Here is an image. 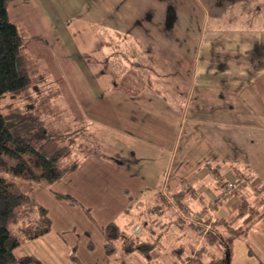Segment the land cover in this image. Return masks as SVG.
Instances as JSON below:
<instances>
[{
	"label": "rangeland",
	"instance_id": "obj_1",
	"mask_svg": "<svg viewBox=\"0 0 264 264\" xmlns=\"http://www.w3.org/2000/svg\"><path fill=\"white\" fill-rule=\"evenodd\" d=\"M108 2L109 0H62L51 9V6H46L41 0H31L30 5L26 6V13L38 23L35 26L38 32L30 28L25 43L26 50L41 61V66L50 74L52 84L61 92L63 100L60 104L65 111L60 124L71 126L73 123H81L92 134L89 138L92 144H88L87 149L79 147L73 149V157L77 160L78 167L54 184H48L44 180L32 182L14 176L6 169L15 162L3 156L0 158V176L13 180L14 190L27 194L31 199L30 204L17 209L18 215L15 218L6 222L11 237L20 242L14 254L18 257L31 256L37 261L35 264H162L153 256L152 248L155 241L147 237L151 235L148 234V228L153 234L151 235L153 239L160 236L156 242L166 250L179 247L184 253H189L187 248L191 247L189 242L194 231L184 228L188 221H192L191 218H185L187 222L183 226L184 220L179 219L180 215L174 209L172 201L170 205L165 199L167 193L165 189L169 187V183L185 182L190 173L186 168L189 155L183 152L187 123L184 125L181 140L182 163L175 161L173 168L166 170L163 178L158 175L156 183L148 184L147 180L141 178V167L151 165L152 159L141 161L136 168L134 162L129 161L117 165L113 160L115 145H112V142L115 138L110 137V131L114 128H111L106 114L97 113L96 119L94 110L91 111L92 106L96 104H92V83L100 82L103 77H100L96 63L103 55L106 59L112 57L111 52L108 53V50L105 52L102 42V37L108 33L107 28L129 30L131 26L125 21L126 17L129 22L142 20L144 24L142 27L132 26L137 32H141L146 23L145 34L153 35L159 32L162 36L165 35L164 37L175 39L172 42L178 43L181 49L191 48L194 44L193 41L188 44V40H191L189 36H196L198 39L202 34L207 37L212 32H237L245 29L264 32V21L256 24L255 28L253 26L256 19L264 20V0ZM58 4L61 8L57 7ZM110 5L113 8L109 9ZM114 11L116 14H111ZM144 13L150 15L147 22ZM216 20H219V23L215 25ZM19 21L29 22L26 16L24 20ZM112 50L114 51V48ZM102 69L107 72L104 75L108 76V80L112 78L115 80V75L110 73L108 65H103ZM107 79L105 81H108ZM103 89L105 92L108 91ZM77 92L84 94L85 102L91 100L89 109L84 110L82 104L77 101L75 95ZM71 94L75 96L76 104L65 99ZM18 101L17 99L16 102ZM97 102L101 106L107 100L101 99ZM79 114L81 118L77 119L76 116ZM251 127L238 130L240 134H245L244 142L238 144V147L232 146L224 150L225 161L222 162L225 164L230 161L250 162L254 165L260 163L264 174V128ZM248 134L253 137L247 136ZM124 140L127 138H123ZM251 141H254V146L249 144ZM235 147L239 152L234 149ZM222 175L223 170L215 180V184L220 187L226 185ZM205 179L207 187L212 188L214 183L212 181L210 186L212 180L210 176ZM255 187L256 185L248 186L244 190ZM62 195H67L71 199ZM199 202L200 200L196 199L191 205L197 207L200 205ZM157 206L159 210H156ZM40 209L46 211L50 220V231L36 239L26 240L23 238L21 228L33 224L39 216ZM179 221H183L182 229L174 224L175 222L177 225ZM110 222L119 227L124 238L148 242L149 254L145 255L135 250L130 260L124 256L126 250L129 251L128 246L122 248L119 241L115 243L113 253L106 252L101 229ZM135 225L140 226L141 230L138 234H131L130 231ZM164 226L167 228L164 229ZM252 228L246 237L239 235L232 255L240 249L243 250V244L253 240L251 236H263L264 221H258ZM224 235L225 233L219 234L220 246ZM252 247L256 249L257 254L264 255V243L259 248L254 245ZM222 254L224 255V251ZM149 255L151 257L148 259ZM260 262L264 264V261Z\"/></svg>",
	"mask_w": 264,
	"mask_h": 264
},
{
	"label": "crops",
	"instance_id": "obj_2",
	"mask_svg": "<svg viewBox=\"0 0 264 264\" xmlns=\"http://www.w3.org/2000/svg\"><path fill=\"white\" fill-rule=\"evenodd\" d=\"M30 1L14 0L8 5L9 20L13 24L22 25L28 34L30 28L36 30L35 26L38 24L26 13V6L30 5ZM41 2L52 9L62 0ZM57 7L61 8L59 4ZM111 8L113 7L110 5L109 9ZM25 16L28 23L19 21L24 20ZM144 16L147 17L146 22L150 20L149 14L144 13ZM125 21L130 24L131 29L121 31L108 27L107 35L102 37L105 52H111L112 57L106 59L103 55L97 61L96 69L100 77H103L100 82L92 83L91 87L92 104L96 103L91 108L95 112L94 118H98L97 113L106 114L111 128H114L110 131V137L115 138L112 142L115 145L113 160L117 165L126 161L134 162L136 168L141 161L152 159L151 165L141 167V178L147 180L148 184H154L158 175L163 178L165 171L173 168L175 161L182 163L181 140L187 123L183 152L189 155L186 168L190 173L185 182L169 183V187L165 189V199L169 204L172 201L174 209L180 215L179 219L184 220L183 226L187 222L185 218H191L192 221H188L184 227L194 231H191V247L187 248L189 253H184L179 247L166 250L156 242L160 236L153 239L148 228V234L151 235L147 237L155 241L153 256L162 264L182 262L185 259L190 262L188 264H206L215 257H222L224 247L228 244L231 245L229 264H261L260 260L264 261V255L257 254L252 246H263L264 234L262 237L251 236L253 240L243 244V250L232 255L239 237L233 236V229L244 226L242 220L246 218L238 216L241 199H245L259 211L257 216L247 220V229L241 236L246 237L258 221H264V174L260 163L254 165L250 162L230 161L225 164L222 161H225L224 150L244 142L245 134H240L239 129L250 126L255 129L264 128V32L245 29L237 32H212L207 37L202 34L198 39L196 36H189L191 40H188V44L191 41L194 44L191 48L181 49L178 43L172 42L175 39L164 37L159 32L145 34L146 23L145 28L137 32L132 26L142 27V20L129 22L126 17ZM262 21L264 20L256 19L254 28ZM218 23L219 20L214 22L215 25ZM103 65L109 66L115 80L107 79ZM128 71L135 72L134 83H131L130 91L125 93L117 88V84ZM103 88L108 91L105 92ZM75 95L84 110L90 108L91 100L85 102L84 94L78 92ZM65 99L76 104L72 94ZM101 99H106L107 102L100 106L97 101ZM76 117L81 118L80 114ZM247 136L253 137L250 134ZM123 138L127 140L123 141ZM254 141L249 144L254 146ZM222 170L221 177L225 178V184L244 175L252 179L256 187L224 197V187L215 184ZM208 175L212 179L210 186L212 181L214 183L212 188L207 187L208 183L204 182ZM202 184L204 185L201 186ZM181 194L184 196L180 197ZM175 196L186 202L188 208L185 211L179 209L174 201ZM220 196L223 197L217 199ZM196 199L200 200V205L193 207L191 202ZM203 207L205 214L202 215ZM156 210H159L158 206ZM207 216L209 221L205 226L216 219L220 220L219 225H216L217 233H225L221 246L215 243L203 247V237L199 235L197 225H202L200 218ZM182 223L183 221H179L176 225L174 222L181 229ZM134 252H125L124 256L132 260ZM150 257L151 255L147 258Z\"/></svg>",
	"mask_w": 264,
	"mask_h": 264
},
{
	"label": "trees",
	"instance_id": "obj_3",
	"mask_svg": "<svg viewBox=\"0 0 264 264\" xmlns=\"http://www.w3.org/2000/svg\"><path fill=\"white\" fill-rule=\"evenodd\" d=\"M12 1L0 0V158L3 156L15 162L6 169L14 176L32 182L44 180L54 184L78 167L73 149H87L88 144H92L89 139L92 134L81 123H73L71 126L60 124L65 111L60 104L63 100L61 92L52 84L50 74L41 66V61L27 52L26 29L9 20L8 5ZM134 75L133 71L125 73L117 88L128 93L131 83H134ZM14 188L13 180L0 176V264H35L37 261L31 256L18 257L14 254L20 242L11 237L6 227V222L18 215L17 209L31 202L27 194L16 192ZM63 196L71 199L67 195ZM174 198L181 211L188 208L185 201L176 196ZM201 214H205L204 207ZM258 214L257 209L241 199L238 216H246L242 220L245 227L233 229V236L243 235L247 229V220ZM200 220L202 225L198 224L197 227L199 235L203 237V247L215 243L218 245L216 225H219L220 220L211 222L207 229L205 225L209 216ZM49 231L50 220L44 209L39 210V216L33 224L21 228L26 240L36 239ZM101 231L105 250L109 254L115 251V243L118 241L122 248L128 246L127 253L137 250L149 254L148 243L124 238L122 231L113 222ZM229 253L230 247L227 244L222 257H215L206 264H229Z\"/></svg>",
	"mask_w": 264,
	"mask_h": 264
},
{
	"label": "built area",
	"instance_id": "obj_4",
	"mask_svg": "<svg viewBox=\"0 0 264 264\" xmlns=\"http://www.w3.org/2000/svg\"><path fill=\"white\" fill-rule=\"evenodd\" d=\"M256 183L253 181H250V178L244 176V175H240L238 176L236 179L232 180V181H228L226 183V185L224 186L223 189V196H230L232 194H237L241 191H243L246 187L248 186H255ZM222 196V197H223ZM221 196L218 197L217 199L222 198ZM141 230L140 226L135 225L133 226L131 232L133 234H138V232ZM190 262H188V260H183L182 262H173L172 264H188Z\"/></svg>",
	"mask_w": 264,
	"mask_h": 264
}]
</instances>
